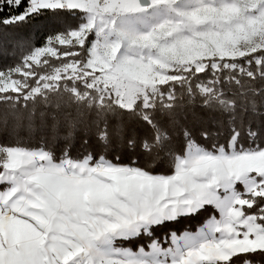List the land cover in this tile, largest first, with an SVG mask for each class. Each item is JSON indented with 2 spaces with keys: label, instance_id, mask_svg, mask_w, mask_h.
<instances>
[{
  "label": "snow or ice",
  "instance_id": "1",
  "mask_svg": "<svg viewBox=\"0 0 264 264\" xmlns=\"http://www.w3.org/2000/svg\"><path fill=\"white\" fill-rule=\"evenodd\" d=\"M9 54L0 264L264 261V0H0Z\"/></svg>",
  "mask_w": 264,
  "mask_h": 264
},
{
  "label": "trees",
  "instance_id": "2",
  "mask_svg": "<svg viewBox=\"0 0 264 264\" xmlns=\"http://www.w3.org/2000/svg\"><path fill=\"white\" fill-rule=\"evenodd\" d=\"M5 14H7V11H5ZM7 60L8 63H12V59H11V54H9L7 57H4V58H0V62H3V60ZM211 114L208 113L206 110L202 109V108H199V107H194L190 110L189 112V122L193 125V126H196L198 125V123L201 121V120H207L209 118ZM250 119L254 120V123L257 127L260 126L261 122H262V117H260L259 115L257 116H250L249 117ZM80 148V145L77 144V150H79ZM126 159V155L124 157ZM165 167H167V164H165ZM159 170V169H157ZM200 221L199 220H193V221H190V222H186V224L189 226V227H192L193 229L195 227H197L199 225ZM256 260H259V258H255ZM261 264H264V261L261 262Z\"/></svg>",
  "mask_w": 264,
  "mask_h": 264
}]
</instances>
